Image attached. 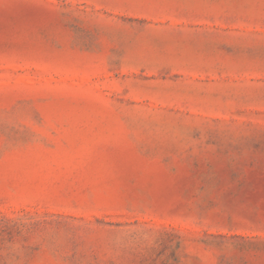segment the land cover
Instances as JSON below:
<instances>
[{"label":"rangeland","instance_id":"374dc122","mask_svg":"<svg viewBox=\"0 0 264 264\" xmlns=\"http://www.w3.org/2000/svg\"><path fill=\"white\" fill-rule=\"evenodd\" d=\"M0 264H264V0H0Z\"/></svg>","mask_w":264,"mask_h":264}]
</instances>
